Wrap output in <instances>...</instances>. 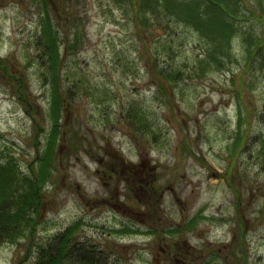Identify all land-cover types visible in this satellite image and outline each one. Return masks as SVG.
<instances>
[{
	"label": "rangeland",
	"instance_id": "374dc122",
	"mask_svg": "<svg viewBox=\"0 0 264 264\" xmlns=\"http://www.w3.org/2000/svg\"><path fill=\"white\" fill-rule=\"evenodd\" d=\"M247 1L257 18L246 27L261 36L264 19L254 0ZM121 4L52 2L61 41L76 32L80 44L68 53L61 46L60 75L77 73L83 88L61 113L62 142L43 190L37 241L77 223L73 235L113 255L110 263L243 264L244 222L245 264H264V67L247 63L235 39L224 67L192 72L201 49L197 34L182 23L160 21L148 26L145 35L151 38H140L125 11L128 0ZM41 6L40 0H0V58L24 78L31 104L25 110L0 71V154L15 156L22 170L50 125L49 89L34 46ZM161 62L189 68V77L170 90V104L156 97ZM240 79L249 109L248 142L234 156L229 151L239 102L243 111ZM129 104L146 111L148 130L122 121ZM113 153L137 164L138 172H120ZM138 176L147 185L135 181ZM191 219L194 226L184 228ZM23 245L1 244L0 264L22 255Z\"/></svg>",
	"mask_w": 264,
	"mask_h": 264
},
{
	"label": "trees",
	"instance_id": "16d2710c",
	"mask_svg": "<svg viewBox=\"0 0 264 264\" xmlns=\"http://www.w3.org/2000/svg\"><path fill=\"white\" fill-rule=\"evenodd\" d=\"M40 1L42 6L39 32L35 37L34 46L40 65V76L43 84L49 89L48 119L50 125L44 144L34 143V153L26 165V170L21 169L15 156L0 154V245L3 243L17 245L22 240L24 241L22 255L16 254L11 264H23L31 258V264H117L118 262H109V257L113 255H109L104 249L73 235L78 227L77 223L51 237L48 236L43 243L37 241L43 190L50 179L52 161L57 153V147H59V142H62L61 113L76 90L83 88L77 73L60 75L61 49L63 47L67 53L77 51L80 48L78 34L73 32L67 41H61L57 30L58 25L54 22L50 10L53 0ZM115 2L121 4L123 0H115ZM128 2L129 10L125 9V11L131 12V21L140 38L145 36L148 39L149 35H145L148 26L154 23L156 25L160 21L165 22L166 25L170 21L174 24L182 23L197 34L201 49L191 68L192 72L197 70L202 74L209 69L219 70L224 67V64L232 58V43L235 39L242 48L244 47L247 53V63L253 62L258 70L264 67V29L262 35L258 36L246 27L248 20L257 18L255 10L251 8L247 0H128ZM254 2L264 19V0H254ZM160 41V47L163 50H170V44ZM6 61L0 58V71L13 84L12 89L16 97L28 111L31 104L28 100L29 92L24 83L25 80L19 73H12ZM161 64L155 81L158 91L156 97L170 104V90L176 86L177 80L189 77L190 74L187 73L189 68L184 71L182 68L170 66L165 62ZM241 89L242 79L237 89V98L240 101L243 99V111L239 102L232 137V150L229 151V154L234 156L242 147L241 150L244 152L248 142L249 109L248 104L244 102ZM121 116L122 121L136 130L149 129L150 119L147 118L146 111L139 106L133 104L124 106ZM242 124L243 129H241ZM37 134L38 132L35 133L34 138ZM69 145L68 143L67 147ZM184 147L188 153L192 154V150L185 143ZM69 148L72 150L70 146ZM193 157L197 159L196 156ZM233 187L231 186L232 189ZM236 220L241 229L239 215ZM195 222L196 219L189 220L184 228L191 229ZM123 231L129 232L130 230ZM245 235V223L243 222V264L246 258ZM239 243L242 245L241 241Z\"/></svg>",
	"mask_w": 264,
	"mask_h": 264
},
{
	"label": "flooded vegetation",
	"instance_id": "af4514ba",
	"mask_svg": "<svg viewBox=\"0 0 264 264\" xmlns=\"http://www.w3.org/2000/svg\"><path fill=\"white\" fill-rule=\"evenodd\" d=\"M118 162L120 163V165L122 166V168H121V170H120V172H124V170H130V171H134V172H138V165L137 164H134L133 166H126V165H124V163H121L119 160H118ZM135 181L136 180H139V181H142V182H140V183H144V184H146V181H148L146 178L144 179H142L140 176H138V178H136V179H134ZM146 180V181H145ZM147 185V184H146ZM139 186H141V184H139ZM141 189H143V190H146L147 191V186L145 187V186H141L140 187ZM153 197V196H152ZM177 253L178 252H176L175 254L177 255Z\"/></svg>",
	"mask_w": 264,
	"mask_h": 264
},
{
	"label": "water",
	"instance_id": "95a60500",
	"mask_svg": "<svg viewBox=\"0 0 264 264\" xmlns=\"http://www.w3.org/2000/svg\"><path fill=\"white\" fill-rule=\"evenodd\" d=\"M113 157H117V155L114 154ZM119 158H120L121 161H123V159L121 157H119Z\"/></svg>",
	"mask_w": 264,
	"mask_h": 264
}]
</instances>
